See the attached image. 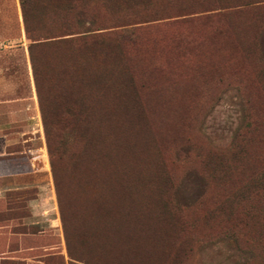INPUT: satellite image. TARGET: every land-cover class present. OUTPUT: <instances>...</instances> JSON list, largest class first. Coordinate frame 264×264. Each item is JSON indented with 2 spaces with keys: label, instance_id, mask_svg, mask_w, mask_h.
<instances>
[{
  "label": "rangeland",
  "instance_id": "obj_1",
  "mask_svg": "<svg viewBox=\"0 0 264 264\" xmlns=\"http://www.w3.org/2000/svg\"><path fill=\"white\" fill-rule=\"evenodd\" d=\"M1 136L0 264H264V0H0Z\"/></svg>",
  "mask_w": 264,
  "mask_h": 264
},
{
  "label": "crops",
  "instance_id": "obj_2",
  "mask_svg": "<svg viewBox=\"0 0 264 264\" xmlns=\"http://www.w3.org/2000/svg\"><path fill=\"white\" fill-rule=\"evenodd\" d=\"M3 137H0V181L3 182L5 179L9 178L12 176V173L10 172V170L8 169L7 165H6V157L8 158V156H10V154H8V143L7 140H3ZM2 191H6L3 190V188L0 189V193Z\"/></svg>",
  "mask_w": 264,
  "mask_h": 264
},
{
  "label": "trees",
  "instance_id": "obj_3",
  "mask_svg": "<svg viewBox=\"0 0 264 264\" xmlns=\"http://www.w3.org/2000/svg\"><path fill=\"white\" fill-rule=\"evenodd\" d=\"M32 49V46L30 47V50ZM250 55V53H248V56ZM31 59H32V64H33V57H32V52H31ZM225 88H227V89H225L226 91H224V93L222 92L221 94L224 96V94L226 93V92H229L230 91V89H231V87H229V85L226 87L225 86ZM211 144V143H210ZM210 153H211V151H210V149L206 152V156H207V159L209 160V161H211V155H210ZM259 182V181H258ZM258 182H256V184L258 183Z\"/></svg>",
  "mask_w": 264,
  "mask_h": 264
}]
</instances>
